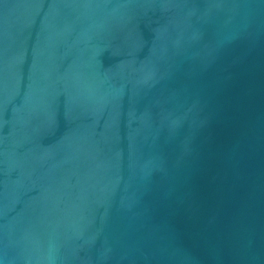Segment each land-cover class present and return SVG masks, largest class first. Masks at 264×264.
I'll return each mask as SVG.
<instances>
[{"label":"water","instance_id":"1","mask_svg":"<svg viewBox=\"0 0 264 264\" xmlns=\"http://www.w3.org/2000/svg\"><path fill=\"white\" fill-rule=\"evenodd\" d=\"M0 264H264V0H0Z\"/></svg>","mask_w":264,"mask_h":264}]
</instances>
